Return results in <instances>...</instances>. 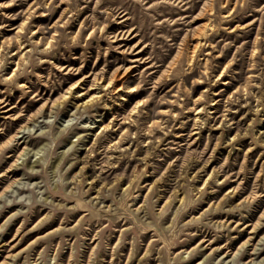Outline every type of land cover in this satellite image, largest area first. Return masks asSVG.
I'll list each match as a JSON object with an SVG mask.
<instances>
[{
    "label": "rangeland",
    "instance_id": "obj_1",
    "mask_svg": "<svg viewBox=\"0 0 264 264\" xmlns=\"http://www.w3.org/2000/svg\"><path fill=\"white\" fill-rule=\"evenodd\" d=\"M0 264H264V0H0Z\"/></svg>",
    "mask_w": 264,
    "mask_h": 264
},
{
    "label": "bare ground",
    "instance_id": "obj_2",
    "mask_svg": "<svg viewBox=\"0 0 264 264\" xmlns=\"http://www.w3.org/2000/svg\"><path fill=\"white\" fill-rule=\"evenodd\" d=\"M194 47H195V46H194ZM25 127H26V126H24L23 128H25ZM254 227H255V225L252 226V228H254Z\"/></svg>",
    "mask_w": 264,
    "mask_h": 264
}]
</instances>
